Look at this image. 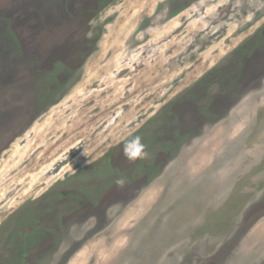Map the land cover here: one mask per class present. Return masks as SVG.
<instances>
[{"label":"rangeland","instance_id":"374dc122","mask_svg":"<svg viewBox=\"0 0 264 264\" xmlns=\"http://www.w3.org/2000/svg\"><path fill=\"white\" fill-rule=\"evenodd\" d=\"M0 264H264V0H0Z\"/></svg>","mask_w":264,"mask_h":264},{"label":"clouds","instance_id":"9594fccd","mask_svg":"<svg viewBox=\"0 0 264 264\" xmlns=\"http://www.w3.org/2000/svg\"><path fill=\"white\" fill-rule=\"evenodd\" d=\"M123 151L125 157L131 161L144 159L148 156L146 146L141 142V138L139 136L132 137L125 141ZM115 183L117 186L123 187L125 181L124 179H117Z\"/></svg>","mask_w":264,"mask_h":264}]
</instances>
